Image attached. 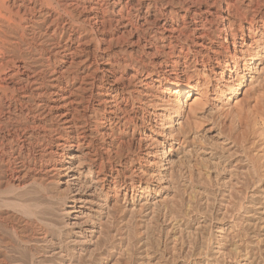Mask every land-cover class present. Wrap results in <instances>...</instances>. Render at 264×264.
<instances>
[{
	"label": "bare ground",
	"instance_id": "1",
	"mask_svg": "<svg viewBox=\"0 0 264 264\" xmlns=\"http://www.w3.org/2000/svg\"><path fill=\"white\" fill-rule=\"evenodd\" d=\"M263 82L264 0H0V264H112L132 250L135 264L176 261V234L158 258L149 226L163 205L190 224L174 210V157L194 146L163 147L178 141L171 124L185 129L175 105L205 85L220 105ZM261 194L243 242L226 253L229 226L207 264L264 258Z\"/></svg>",
	"mask_w": 264,
	"mask_h": 264
},
{
	"label": "rangeland",
	"instance_id": "2",
	"mask_svg": "<svg viewBox=\"0 0 264 264\" xmlns=\"http://www.w3.org/2000/svg\"><path fill=\"white\" fill-rule=\"evenodd\" d=\"M181 100L182 102L180 105H175L174 110L175 113L179 112V114L182 115V122L186 124H183L185 129L180 130L178 129L179 127L176 126V123L171 124V128L175 131L174 139L178 141L170 140L167 144L165 143L163 147L167 152L172 149V153H175L176 150L178 151L182 148L184 149H182L183 151H185L187 148L191 150V147L194 146V150H191L190 153L188 152L186 154L187 156L185 155L183 158L184 162L182 159L178 162V158L174 157V159L177 161V171L175 174L177 177L175 176V182L173 185L174 187L176 186L175 189H178L179 193L182 194L180 199L181 203L179 202L178 206H176V209H174L178 211L174 212L179 214L178 216L181 220H187L188 218L190 224L185 231V228L175 225V221H168L167 218H169L171 213H169V210H165L166 208L163 205L160 213L155 215L156 219L153 218L150 222L152 225H149L150 234H153L154 236L152 237L151 241H153V249L160 250L157 253L158 258L161 257L160 255H165L166 257L167 254H163L162 252L168 244L164 236L169 231V234H171V232L176 234L177 252L175 251L176 254H173L171 259L178 258L176 261L161 258V264H207L211 260L212 249L217 247L216 245L223 244L222 241L224 239L220 238L227 231H229V226L234 227L233 231H235L238 235L235 240H232V247L229 246L226 253H229V250H231L234 246L238 245L240 242H243L245 239L244 232L240 226L239 229L241 233L239 229H237V226L241 225L240 219H242L244 215L243 213H245L247 208H249L248 204L256 199L254 196L256 193H262L261 195L264 197V82L261 89L254 86L251 88L247 86L242 88L235 95L224 97L221 100L222 103H220V105L219 103H214L211 101L209 85L201 87L199 92L192 98L188 99V95L184 94ZM213 103L215 104L216 110L210 111V105ZM173 121H175V119H173ZM188 126L190 129H188ZM175 129L179 132H177ZM0 132L2 131L0 130ZM172 142L173 144H171ZM214 143L215 145H213ZM216 148L217 150L223 149L224 152L219 150L218 153L221 151L225 156L227 155V152L232 153L230 155L231 158L224 157V155L216 157V159L210 158L209 154L212 150H216ZM219 154L221 155V153ZM215 165H218V168ZM247 169L248 171H245ZM259 169L261 171H259ZM255 190H258V192ZM236 192L238 193L236 194ZM253 192L255 193L254 195ZM262 203H264V201ZM239 208L242 209L240 210ZM183 212L185 214L184 216L182 214ZM231 216H233V218ZM136 218L137 219L134 221V230L136 233L135 238L138 237L137 239H143L145 238L146 234H144L145 232L141 224V217L137 216ZM152 231H154L155 234ZM187 231H189V233ZM182 237L183 239H181ZM167 246H169V244ZM181 248L182 252L180 251ZM132 251L126 254L128 257L124 254L123 256H120L121 258L119 257L117 261L114 260L115 262L112 264H135L136 259L134 258L136 257L134 251ZM170 251V253H172L173 249L171 250L170 248ZM187 255H190V258ZM229 256L230 255L225 256L224 264H243L242 258L239 259V257H237L234 260L232 256ZM263 260L264 258H261V261H258V264H264Z\"/></svg>",
	"mask_w": 264,
	"mask_h": 264
}]
</instances>
